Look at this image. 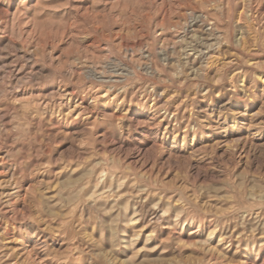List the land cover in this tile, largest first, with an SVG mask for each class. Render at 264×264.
I'll return each instance as SVG.
<instances>
[{"label": "rangeland", "instance_id": "obj_1", "mask_svg": "<svg viewBox=\"0 0 264 264\" xmlns=\"http://www.w3.org/2000/svg\"><path fill=\"white\" fill-rule=\"evenodd\" d=\"M0 264H264V0H0Z\"/></svg>", "mask_w": 264, "mask_h": 264}, {"label": "bare ground", "instance_id": "obj_2", "mask_svg": "<svg viewBox=\"0 0 264 264\" xmlns=\"http://www.w3.org/2000/svg\"><path fill=\"white\" fill-rule=\"evenodd\" d=\"M97 182V181H96Z\"/></svg>", "mask_w": 264, "mask_h": 264}]
</instances>
